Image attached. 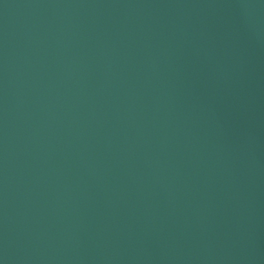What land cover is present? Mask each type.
Instances as JSON below:
<instances>
[{"label":"water","instance_id":"1","mask_svg":"<svg viewBox=\"0 0 264 264\" xmlns=\"http://www.w3.org/2000/svg\"><path fill=\"white\" fill-rule=\"evenodd\" d=\"M0 264H264V0H0Z\"/></svg>","mask_w":264,"mask_h":264}]
</instances>
